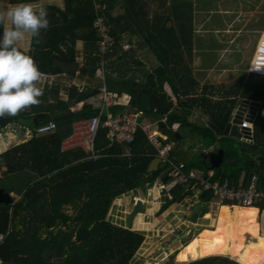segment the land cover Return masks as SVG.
I'll use <instances>...</instances> for the list:
<instances>
[{"label":"trees","instance_id":"trees-1","mask_svg":"<svg viewBox=\"0 0 264 264\" xmlns=\"http://www.w3.org/2000/svg\"><path fill=\"white\" fill-rule=\"evenodd\" d=\"M39 1L10 0V3ZM150 1L103 0L108 28L118 39L114 50L105 54L104 63H101L102 56L98 51L101 35L93 26L97 17L93 0H64L63 8L43 5L48 13L49 28L41 31V43L36 44L32 38L28 51L17 47L32 56L44 74L68 72L75 75L79 71L81 77L91 80L102 64L108 87L129 93L130 105L155 120L164 117L173 106L163 91L165 81H169L175 92L192 96L171 110L167 123L160 122V130L174 137L175 131L167 125L180 123L182 127H192L207 139V146L223 139L239 99H248L256 112L254 140L243 145V155L219 144L225 148V158L236 162L231 165L223 162L215 168L214 179L222 182L228 179L238 184L243 178L244 184H248L256 175L259 187L264 189V74L247 72L237 83L228 86L218 99H214L218 91L211 85L203 86L199 91V81L193 75L190 63H184L182 57V54L192 56L194 53L196 0H174L163 11H151ZM80 41L83 57L78 59L77 44ZM124 42L131 44L126 51L122 48ZM172 50H176V54ZM142 52L152 53L160 60L144 81L130 75L136 65L142 64ZM61 90V84L54 88L45 86L38 106L14 117L0 118V132L10 129L16 140L17 131L21 130L25 135L0 152V165L7 167L0 177V187L20 195L14 203L0 205V235L10 229L5 239L0 240V263L132 264L145 240V233L112 222L109 213L113 203L131 191L146 190L158 177L167 187L170 177L161 176L160 168L152 173L147 171L157 156V149L141 130L136 134L131 158L118 156L115 152L120 148L108 147L110 140L106 138L104 127L98 132L97 148L101 155L97 159H86L80 149L62 150V141L71 134L73 121L97 115L99 109L86 103L81 110L72 112L71 117L54 119L53 113L65 112L76 102L96 93L95 90L79 92L72 87L69 99L62 100L59 98ZM121 108L115 106L112 110ZM176 110H184L188 115L193 110L200 111L208 117V125L196 126ZM43 113L44 116L39 117ZM36 117H39L37 121ZM50 121L56 123L54 129L38 132L39 126ZM33 126L35 128L31 130ZM204 164L205 169L210 167V163ZM190 192L191 189L184 185L172 186L159 212L190 197ZM201 195L211 201V193ZM223 204L229 205V202ZM261 206L264 210V204ZM79 227H87L89 234L86 240L78 243L74 237ZM163 264L241 263L230 256L210 255L183 262L176 261L173 256Z\"/></svg>","mask_w":264,"mask_h":264},{"label":"rangeland","instance_id":"rangeland-1","mask_svg":"<svg viewBox=\"0 0 264 264\" xmlns=\"http://www.w3.org/2000/svg\"><path fill=\"white\" fill-rule=\"evenodd\" d=\"M47 1L48 0H40L37 4H32V6L34 9H39L42 7L40 6L41 3ZM173 1L174 0H151L150 10L163 11ZM15 5L17 4H11L8 0H0V10H6ZM195 5L196 11H198V9L200 11V14L197 15L195 26L199 31L194 33L193 55L189 56L188 54H182L184 59L183 62L190 63L193 75L199 81V91H201L203 86L212 84L210 87L214 90L217 88L220 89L217 90L218 94H216L217 97H220L222 92L225 91L229 85L237 83L241 76L247 74L248 67L251 64L257 44L264 30V0H196ZM206 18H208L207 21L203 22ZM230 24H232V28H229ZM2 31L3 29L0 28L1 34ZM238 31H240L241 34H239V37L234 41ZM31 41V37H26L25 40L19 42L18 45L28 50L30 49ZM172 53L176 54V50H172ZM159 64L160 60L156 55L142 52V64L136 65V68L130 71V75L131 77H136L144 81L149 78V73L153 72ZM244 99L246 98L242 97L238 102L241 103ZM177 107L173 108V110ZM175 112L185 115L194 125L196 124V126L203 127L205 123L204 116L196 110L190 112V115L186 114L184 110H176ZM34 126L33 128L31 127V130H34ZM11 132L12 131L7 128L0 132V152L25 136L24 132H21V130L17 131L18 140H16L17 137L12 136L13 133ZM192 132V137H184L182 139H177L168 135L169 140L167 142L172 144V154L175 159L178 157L187 161L193 166L192 168L205 171L206 165L202 162L200 153L207 147V144H205L207 139H205L201 133H198L197 129H192ZM222 138L223 139L217 144L229 148V151L235 152L236 154H244L243 145L248 142L246 143V141L240 139V137L224 134ZM21 142L22 141L19 143ZM2 148L5 149L1 150ZM168 171V167L162 168L160 170V175L166 177ZM153 184L154 182L148 184L149 190L140 188L139 192L138 190L136 192L131 191L125 194L126 198L123 199V196L122 200H115L109 213V219L112 222L114 221V223L124 227H131L133 230H137L134 228V222L140 213L144 214V220L146 222L152 221L155 223L154 229H152V225L144 228L140 227V229L138 228V231L145 233V240L136 252L132 264H163L167 259L173 256L175 260L178 261L176 256L181 248L190 243L203 228H214L217 222L221 205L219 199L213 196L210 205H204L203 208V211L208 210L210 213L204 215L199 214L197 218L191 216L195 203L197 201L205 202L202 195L197 194L195 188L190 192V198L192 199L186 200L189 198L187 197L176 205H170L162 213L158 212L165 202L167 190L161 191L159 187L152 188ZM14 195V201L12 203L20 198V195ZM140 199L142 204L139 207V212L131 219V214ZM150 202L157 203V206L151 209L152 213L148 211ZM260 207L262 206L260 205ZM260 207L259 210H261ZM151 208L153 207L151 206ZM186 210L189 216L181 214ZM67 211L72 213V209L69 207H67ZM176 214H180V217L176 216ZM169 217L176 219V221L171 218L168 219ZM180 218L182 222H180ZM131 220L133 221L130 224ZM257 221L261 224V227L263 225V231L260 227V233L264 234V214L260 215V213H258ZM168 222H172V225H169ZM164 223H166L167 226L169 225V230L165 228L166 225ZM175 228H180V230L177 233L172 232ZM185 230L186 232L188 231L187 233L189 236L186 235L185 239H181L177 241V243L174 242L176 244L171 245L170 240L176 235H180ZM43 235H45V233H43ZM251 240H254V238L246 234V242Z\"/></svg>","mask_w":264,"mask_h":264},{"label":"built area","instance_id":"built-area-1","mask_svg":"<svg viewBox=\"0 0 264 264\" xmlns=\"http://www.w3.org/2000/svg\"><path fill=\"white\" fill-rule=\"evenodd\" d=\"M96 12V19L94 27L100 33L101 39L99 41L98 51L102 56L101 63L105 62V54L113 51L118 43L116 36L110 33L107 25V17L105 15V4L103 0H93ZM131 44L124 42L123 48L129 49ZM250 73L264 74V30L261 34L257 44L255 54L248 67ZM79 71L75 75L66 72L56 74L60 77L56 79L55 76L42 73L40 87L48 84L50 88L61 84V96L68 100L69 89L76 87L79 92L96 90L88 100L80 101L74 104L72 110H79L85 103L93 104L99 108V113L89 118L78 119L73 122L72 132L62 142V150L70 151L73 149H81L84 151L87 159H97L100 157V149L97 148V138L100 127L107 129L106 138L110 140L108 146H117L120 151L117 152L121 157L131 158L134 156L132 145L136 139V132L141 129L147 136L149 142L157 149V157L165 163V167L169 168L167 176L170 177V184L173 186L177 184L184 185L186 189H196L197 194L209 192L213 197L219 199V202H229L235 205L242 206H257L264 204V189L259 187L258 177L254 175L248 184H244L243 178L238 184L230 182L225 179L223 182L214 179L215 169L208 167L205 171L200 169L189 168L187 163L183 160H177L172 155L173 147L171 144L164 142L168 139L167 134L159 129L160 122L167 123L168 113L159 120L149 119L144 115L143 111L137 110L135 107H130L131 96L108 87L106 82V73L103 65H99L95 71V78L98 81L81 78ZM55 84V85H54ZM66 89V90H65ZM170 102L173 108L177 107L180 102L184 101L188 96L185 94H174L172 90H167ZM117 105H125L127 108L124 111L113 114L111 109ZM252 104L249 102L241 115V122L238 124L239 130L243 132L240 139L246 142H253L254 140V119L256 112L252 110ZM238 108L234 111L231 117L233 122L236 117ZM106 119L103 120V116ZM56 127L54 121H50L38 128V132H47ZM182 127L180 123H175L173 126L167 125V128L173 131L179 130ZM165 190L167 187L163 180L158 177L154 181L153 187ZM157 189V190H159ZM149 190V188H148ZM151 190V188H150ZM159 192V191H158ZM201 203L203 205H210L211 201L205 200ZM177 229H173L175 232ZM10 232L0 235V240L3 241Z\"/></svg>","mask_w":264,"mask_h":264},{"label":"clouds","instance_id":"clouds-1","mask_svg":"<svg viewBox=\"0 0 264 264\" xmlns=\"http://www.w3.org/2000/svg\"><path fill=\"white\" fill-rule=\"evenodd\" d=\"M47 16L44 7L34 9L29 3L0 10V28L3 29L0 34V118L17 116L41 103L39 98L43 96V89L39 85L43 74L34 58L22 53L17 45L26 37L33 38L36 44L41 43V31L49 28Z\"/></svg>","mask_w":264,"mask_h":264},{"label":"bare ground","instance_id":"bare-ground-1","mask_svg":"<svg viewBox=\"0 0 264 264\" xmlns=\"http://www.w3.org/2000/svg\"><path fill=\"white\" fill-rule=\"evenodd\" d=\"M3 170L5 167L0 166V172ZM253 207L221 205L215 227H205L191 238L177 253V260L228 255L241 264H264V234L257 221L259 210ZM246 234L254 240L246 242Z\"/></svg>","mask_w":264,"mask_h":264},{"label":"water","instance_id":"water-1","mask_svg":"<svg viewBox=\"0 0 264 264\" xmlns=\"http://www.w3.org/2000/svg\"><path fill=\"white\" fill-rule=\"evenodd\" d=\"M249 103L248 99H244L243 102H241L237 115L234 118L233 122H229L228 125L226 126L224 135H230V136H235V137H241L243 132L245 131V128L243 130H239L238 124L241 122V115L243 114L244 109L246 108L247 104ZM72 114L71 110H67L65 112H55L53 113V118L54 119H62V118H67L70 117ZM44 113L39 115V117H43ZM39 117L35 118V121L38 120ZM191 127H181L179 130L174 132V137L177 139H182L184 137H192L193 133L191 132ZM201 158L204 160L203 162H208L210 163V168L215 169L221 166L223 162L231 165L236 162L235 159H229L225 158V148H218L217 150H212L210 149V146H207L201 153H200ZM165 163L161 161L159 157H156L149 165L147 171L149 173H152L159 168H164ZM14 201L13 196L11 195L10 192L6 191L3 187H0V205L1 204H10ZM142 204L141 199L138 201L133 213L131 214V219L135 217V215L139 212V207ZM203 208V204L201 202H196L193 208V213L192 216L195 218L198 217L200 214L201 210ZM190 231V230H189ZM188 232V231H187ZM186 231L182 234V238H185L186 235H188ZM89 234V229L87 227H79L78 230L76 231L74 240L76 242H82L87 239Z\"/></svg>","mask_w":264,"mask_h":264},{"label":"crops","instance_id":"crops-1","mask_svg":"<svg viewBox=\"0 0 264 264\" xmlns=\"http://www.w3.org/2000/svg\"><path fill=\"white\" fill-rule=\"evenodd\" d=\"M8 2H10V0H8ZM38 3V2H37ZM37 3H29V4H37ZM48 4H50V5H57V6H59V7H61V8H63L64 7V0H60V1H54V0H48L47 2H43V3H41V5L40 6H43V5H48ZM94 10H95V8H94ZM200 14V11H199V9H198V11H196L195 12V22L197 21V15H199ZM207 19L208 18H206V19H204V21L203 22H205V21H207ZM231 25L232 24H230V26H229V28H232L231 27ZM93 26H94V24H93ZM203 29V28H202ZM199 30H198V28L196 29V32H198ZM195 32V33H196ZM239 34H241V32L240 31H238L237 32V34H236V36H235V38H234V41L239 37ZM19 47H21L20 45H18ZM22 48V47H21ZM77 48H78V53H79V56H78V59H81L82 57H83V55H82V53H83V51H82V48H83V43L80 41V42H78V44H77ZM98 48H99V42H98ZM123 48V47H122ZM23 49V48H22ZM124 49V48H123ZM25 50V49H24ZM29 50V49H28ZM28 50H25V51H28ZM125 50V49H124ZM126 51V50H125ZM81 53V54H80ZM80 61V60H79ZM82 61H80V66H82ZM61 73H63V72H61ZM66 73H68V72H66ZM105 73H106V71H105ZM46 74V73H45ZM56 74H60V73H48V75H51V76H55L56 77V79L57 78H59L60 76L59 75H56ZM69 74V73H68ZM72 75V74H71ZM80 76V75H79ZM81 77V76H80ZM94 78H92L91 80H95V81H98L99 82V79H96L95 78V76H93ZM81 78H83V77H81ZM87 79V78H86ZM106 82H107V73H106ZM108 84V83H107ZM55 85V84H54ZM209 86L210 85H212V84H208ZM46 87L48 86V84L47 85H45ZM45 86H43L42 87V89L45 87ZM230 86V85H229ZM77 89V88H76ZM78 90V89H77ZM167 90H172V92L174 93V94H184L183 92H175L174 90H173V87H172V84L169 82V81H165V83H164V85H163V91H164V93H166V95H167V97H168V99H169V96H168V94H167ZM215 90H220V89H215ZM90 91V90H89ZM92 91H94V90H92ZM96 91V90H95ZM82 92H84V91H82ZM85 92H87V91H85ZM91 92V91H90ZM61 93H62V90H61ZM122 93H126V94H128V95H130L129 93H127V92H122ZM93 95V94H92ZM91 95V96H92ZM95 95V94H94ZM186 95V94H185ZM90 96V97H91ZM131 96V95H130ZM187 96H192V95H187ZM89 97V98H90ZM60 99H62V100H65L64 98H62V96H61V94H60V97H59ZM88 98V99H89ZM219 97H217V95H216V97H214V99H218ZM68 99H69V94H68ZM88 99H85V100H81V101H86V100H88ZM186 100V99H185ZM184 100V101H185ZM132 101V100H131ZM169 101H170V99H169ZM78 102H80V101H78ZM77 103V102H76ZM131 103V102H130ZM86 104V103H85ZM87 104H89V103H87ZM240 102L235 106V109H234V111H236L237 110V108H239V106H240ZM93 105V104H92ZM74 106V105H73ZM73 106H71V108H70V110H71V112H77V111H79V110H81V109H79V110H72V107ZM118 107H122L121 108V110H118V111H113L112 109H111V112L113 113V114H116V113H118V112H121V111H124L126 108H127V106H125V105H117ZM130 107H134L133 106V104H131V105H129ZM96 107V106H95ZM83 108V107H82ZM97 109H99L98 107H96ZM136 108V107H135ZM171 110H172V108L169 110L170 112H171ZM234 111H233V115H234ZM197 112H199L200 113V111H197ZM72 115V114H71ZM237 115V114H236ZM71 117V116H70ZM232 117V116H231ZM68 118V117H67ZM148 118H150V119H152L151 117H149L148 116ZM81 119H83V118H81ZM204 124L205 125H208V117L206 116V115H204ZM153 120V119H152ZM75 121V120H74ZM73 121V122H74ZM230 122H231V118H230ZM73 125V124H72ZM174 125V124H173ZM172 125V126H173ZM159 129H160V127H159ZM191 129H192V127H191ZM142 131V130H141ZM192 131V130H191ZM143 132V131H142ZM66 139V138H65ZM205 144H207V142L205 143ZM114 148V147H113ZM218 148H220V145L219 144H213V145H211L210 146V149H212V150H217ZM5 149V148H4ZM6 150V149H5ZM134 152V151H133ZM177 160L179 161V160H183V159H180V158H178L177 157ZM183 161H185V160H183ZM186 163H187V165H188V167L189 168H192L193 166H191L187 161H185ZM1 167H5V170H3L2 172H0V177H2L3 176V174H4V172L5 171H7V167L6 166H2V165H0ZM173 185L172 184H170V181H168V187L166 188V190L167 191H169V189L172 187ZM4 188V187H3ZM140 190V189H139ZM139 190H138V192H139ZM148 190V189H147ZM192 190V189H191ZM11 193V195L14 197L15 195L14 194H16L17 195V193L16 192H14V191H12V192H10ZM124 196V197H123ZM122 197H123V199L124 198H126V196H125V194L124 195H122V196H120V197H118L117 199H118V201H120V200H122ZM116 199V200H117ZM188 199H192V198H187L186 200H188ZM198 202V201H197ZM224 202H222V203H220V205H226V204H223ZM176 204H178V203H173L172 205H176ZM149 207H148V211L149 212H151V209H154V207H156L157 205L156 204H154V203H152V202H150L149 203ZM171 205V206H172ZM205 205H207V204H205ZM229 205H235V204H229ZM151 206L153 207V208H151ZM240 206H242V205H240ZM203 208H204V205H203ZM203 208H202V210H201V214L202 213H204V214H206V213H210V211H203ZM254 208H256V206H254ZM261 208V207H260ZM257 209L259 210V207H257ZM160 210V209H159ZM159 210H158V212H159ZM172 211V210H171ZM170 211V212H171ZM157 212V213H158ZM190 212V211H189ZM152 213V212H151ZM258 213H260V215H262V214H264V210H259L258 211ZM182 215H184V216H189V215H187L188 213H187V210L186 211H184L183 213H181ZM190 214V213H189ZM200 214V215H201ZM203 214V215H204ZM217 215V214H216ZM176 216H179L180 217V214H176ZM191 216H192V214H191ZM200 217V216H199ZM171 217H169L168 219H170ZM171 219H173V218H171ZM174 221H176V219H173ZM191 220V219H190ZM131 221H133V220H131ZM169 221V220H168ZM262 221H263V218H262ZM114 222V221H113ZM180 222H182V220H181V218H180ZM169 223V225H172V222H168ZM262 223V222H261ZM117 224V223H116ZM154 222H146L145 220H144V214L143 213H140V214H138V216L136 217V220H135V222H134V228L135 229H137V230H139L140 229V227H149L150 225H152L153 226V228L152 229H154L155 227H154ZM165 225H166V229H168L169 227V225L167 226V224L166 223H164ZM163 224V225H164ZM137 226V227H136ZM139 228V229H138ZM164 228V229H165ZM169 230V229H168ZM180 230V228H178L175 232L177 233L178 231ZM261 230L263 231V225H262V227H261ZM186 231V230H185ZM184 231V232H185ZM171 232V231H170ZM183 232V233H184ZM183 233H181L180 235H176L172 240H170V242H171V245L172 244H176L177 243V241H179V240H181V239H185V238H182V234ZM169 234H174V233H169ZM174 242H176V243H174ZM224 256H228V255H224ZM232 258V257H231ZM193 260V259H192ZM0 262L2 263V261L0 260Z\"/></svg>","mask_w":264,"mask_h":264}]
</instances>
